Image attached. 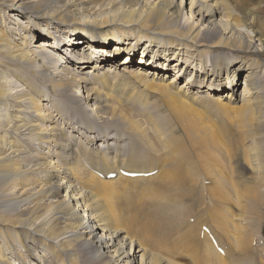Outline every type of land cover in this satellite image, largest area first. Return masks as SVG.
<instances>
[{"label":"bare ground","instance_id":"obj_1","mask_svg":"<svg viewBox=\"0 0 264 264\" xmlns=\"http://www.w3.org/2000/svg\"><path fill=\"white\" fill-rule=\"evenodd\" d=\"M250 1L254 0H0V15L19 10L33 28V43L27 45L25 31L17 39V33L0 22V107L6 108V114L10 111L6 123H0V242L10 243L8 254L18 255L17 264L32 260L35 264H227L206 242L205 234L200 236L197 213L205 193H186L197 185L193 182L197 168L202 172L198 177L214 181L207 187L219 207L225 202L238 209V215L222 220L233 229L232 246L238 247L240 264H253L249 261L259 246L264 260L260 230L249 228L252 219L264 218V155L257 145L253 160L242 151L250 174L244 177V189L231 193L218 169L223 157L230 159V145L190 105L209 100L235 126L241 128L243 122L245 129L264 133V121L257 116L264 112V25L256 10L245 6ZM260 3L264 11V0ZM49 25H63L66 33L73 29L71 36L77 37L57 38L49 34ZM105 42L114 43L111 52L99 48ZM55 51L64 64L49 60ZM59 51L67 52L65 60ZM89 63L93 73L85 76ZM167 66L173 71L170 78L156 70ZM8 69L15 80L25 82L21 92H9L12 82L4 77ZM241 71L244 87L238 92ZM182 73L187 78L180 85ZM57 97L70 101L69 115L76 123L61 121ZM43 101L50 102V108ZM154 102L175 117L179 126L175 141L148 128L158 133V143L152 142L134 111H129L134 104L136 113L146 115L150 111L146 104ZM74 125L90 133L95 130L94 135L84 136L85 140L83 135H67V126ZM115 128L144 139L151 154L147 160L163 170L142 167L146 162L137 158L136 149L125 150L126 162H122L120 154L117 160L107 157L106 146H93L109 140L107 132ZM19 134L23 137L17 140ZM79 140L76 146H81L78 150L85 154L89 168L73 150ZM31 143L52 152L29 158L28 165L22 145ZM187 145L192 149L191 162L185 159ZM120 168L150 174L135 178L118 174L111 180L93 174ZM117 183L139 193L140 202L130 199L136 211L129 208L128 198L122 197L128 193H121ZM197 201L195 209L192 204ZM125 202L128 207L118 209ZM146 207L160 214L169 236H154L150 226L155 228V215ZM212 215L222 213L213 210ZM222 238L229 244L223 233ZM196 242L198 255L203 252L201 244L208 246L206 258L195 253ZM162 248L165 252L159 253ZM5 253L0 252V264H15Z\"/></svg>","mask_w":264,"mask_h":264},{"label":"rangeland","instance_id":"obj_2","mask_svg":"<svg viewBox=\"0 0 264 264\" xmlns=\"http://www.w3.org/2000/svg\"><path fill=\"white\" fill-rule=\"evenodd\" d=\"M25 1L26 0H23V2H25ZM260 1L261 0L250 1V2H247V5H245V6H247L248 8H254L256 10L257 14L261 17V22L264 25V11H261V8H263V7H260L263 4L260 3ZM55 4H57V3H55ZM238 8H240V7H238ZM3 13H4L3 15H0V22L3 23V24L5 23V25H7V28H9V29L11 28V30L13 29V31H15L17 33L15 35V37L17 39H19L20 36H22L21 35L22 32L25 31L24 34H27V45L33 43V42H31L32 38L30 37L32 35V29L33 28L30 27V25L28 24L29 23L28 20L26 18H23L22 13L19 10L14 11V12L13 11H11V12L3 11ZM15 19H17V20H15ZM49 28L52 31L51 33L49 31V34H51V35L54 34V35L57 36V38H58V36H62V35H65L67 37V39H71V38H76L77 37L76 35L74 37L71 36V35H73V32H74L73 29H69L70 32H68V31H67V33L64 32L63 31L64 30V26L63 25L60 28H57V27L56 28H52V26L49 25ZM240 29L243 30V32L246 31L245 28H240ZM249 29H247L248 30L247 33L250 34L251 37H253L254 33H251V31H249ZM26 30L27 31L29 30L28 31L29 33L26 32ZM66 34H69V35H66ZM255 39L257 40V37H255ZM23 42H25V40ZM259 42H260L259 40L255 41L256 44H258ZM22 45H24V43ZM111 45H114V43L113 42H105V43L100 44L99 48H103L106 52H111L113 50ZM59 53L61 55V59L64 58L65 53L62 52V51H59ZM57 55H58L57 51L53 52L51 54L49 60H51L53 62H56L57 65H59L60 63L64 64L65 62H59L58 61ZM65 58H64V60H65ZM53 62H52V64H53ZM99 62L100 61L93 62V63H97L98 64ZM93 63H91V64L89 63L88 65H86V68H85V70L83 72V75L88 76V73L89 74L93 73V69H92V64ZM135 67H138V65L136 66V63H135ZM133 68H134V65H133ZM117 70L120 71L119 69H117ZM166 73H167V75H169V76L171 75L172 76V73H173L172 69H171V71L165 72L164 74H166ZM243 74H244V71H241V74H240L241 77H239V81L241 82V85L239 86L238 92H241L242 88L244 87V85H243V82H244ZM108 75L110 77H113L112 73H108ZM4 77H5V80L9 79L12 82L11 86H8L11 89H13V91H9L11 93L12 92H14V93L21 92V89H24V87H26L25 82L23 84H21L20 80L19 81L15 80V76L13 75V70L12 69H8L7 75H4ZM184 77L185 76H182L181 77L182 79L180 81H178V83H181V81H183L182 83L185 84V80H186L187 77H185V80H184ZM169 78H167V79H169ZM261 84H263V86H264V79H263ZM227 89H229V88H227ZM44 90L47 93L51 92L49 88L48 89L44 88ZM58 98L59 97H57V99ZM57 99L55 100L56 103L62 108V110L60 111V114H58V115H60L59 118L61 119V121L63 120L64 122L76 123V121H74L75 119H73V116H71V118H70V115H69V113L71 111V109H70L71 108L70 101L65 100V99H58V100ZM51 101H52V99H51ZM147 101L149 102L150 100H147ZM43 104H47V106L50 108V106H49L50 102L48 103L47 101H45V102L43 101ZM123 105H125L124 102L122 104H120V106H123ZM190 105L192 107L197 108V110L200 112V114H202L207 119V121L212 125V127L217 131V133L219 134V137L221 139L224 138L227 141V142H223V143L224 144L227 143L228 145H230L229 148H230V151H231V157H230V159L223 157L222 161L220 163H218V169L223 171V174H224V177H225V181H226V183H228V187H229L231 193H235V195H237L239 190L244 189V182H245L244 180L246 179L244 177H247V175L250 174L248 162L246 161V159L244 157H242L243 156L242 155V151H245L246 153H248V158L250 160H253L255 158V154L257 153L256 150H255L256 145H257L258 146V151L259 150L261 151L260 152L261 156L264 155V133L263 132H258L257 133L253 129H250V130H248L247 128L245 129V126H244L245 123H243V122H242L241 128L238 127V126H235L233 123H230V118L231 117L230 116L228 117L226 114H224V112L222 111V109L219 107L218 104H214L212 102H209V100L206 101V102L190 103ZM26 106H28V104H26ZM127 106H129V105L127 104ZM146 106L148 107V110H150V111H148V113L146 115L141 113V112H137L136 113L137 105H134V104H131L132 109L129 110V111L131 113H132V111H134L135 116L140 120V122L142 123V126L147 129V131L149 133L148 136H147L148 139L149 140L152 139V142L158 143L157 135L159 133V135H162L165 139L175 141V139L178 138V134L177 133L179 132V126H176V124L174 123L175 122V117H173L171 112L166 110L165 107H162L163 105L161 103H158V102H154V104L147 103ZM229 106H236V104H230ZM159 107H161V109ZM8 109H10V108L7 107V110ZM51 112H52L53 116H55L56 113H57V111H54V108L51 110ZM151 114H153V115H151ZM8 115H10V111H9V114H6V108H4V106L0 107V123L1 124H5L6 123V116H7V119H8L9 118ZM25 115L28 118H30L29 117L30 115L28 113H25ZM246 116H248V115H246ZM257 116H258L259 119L264 121V112L261 113V114H258ZM32 117L35 118L34 116H31V118ZM215 117L217 119H215ZM95 120H98V119H96V117H95ZM77 126L78 125H74V127H75V128H73L74 131H73V129H71L70 126H67L66 131H65L66 134L67 135H70V134L77 135V136H80V137L83 135L82 139H84V140H85V137L88 136L89 134L94 135V131L95 130L92 132L91 131L92 129H91L90 130L91 133H90L89 130L87 131L86 129L80 128L79 126L77 128ZM148 128H156V130H158V133L155 134V133L152 132V130H148ZM115 129H113V130L111 129L110 133L107 132V135L111 134L110 137H109L110 138L109 140H107L106 142L102 141V140H99L93 146H104V147L106 146V148H108V150H109V151L106 152L107 153L106 156L109 157L110 159L112 157L114 158V159L112 158L111 160H117L118 157L122 156V158H123L122 160H124L122 162H126V159L124 157H125V152L127 151L128 148L136 149L137 150V158H139V159L141 158L144 162H146V164L142 165V167H149L154 172H159V171L163 170V169L159 168L158 166H156V164H154L151 161L147 160L148 158L151 157V154L149 153V151H150L149 147H147V146H145L143 144V143H145L144 139H141V138L136 137V136L134 137V135L128 134V133L124 132L120 128H115ZM107 130H110V129H107ZM6 131H7L8 134H10L9 132L11 131V128H7ZM76 132H77V134H76ZM21 135L22 134L17 135L16 139L19 140L21 137H23V135L22 136ZM26 136L24 138H26ZM116 142L119 143V144H117ZM114 143H116V144H114ZM78 144H81V140L76 141L73 144V150L75 152L77 151V158H79L81 160L83 165H87L86 167L89 168V164L87 163V161L85 159V154H83L81 151L78 150L79 148H81V146H79V147L76 146ZM235 144H241V146L238 147ZM115 145L117 147H115ZM119 145L122 148L123 147L124 148L120 149ZM30 148H31V150H30ZM51 149L49 150L48 148H45V145H44V147H41L39 144L37 145L36 143H33V144L31 143V144H29V146H27V145L25 146L24 144L22 145L23 155L25 156L27 162L29 161V158L32 159V157H33L32 160H35L37 154H40L43 151H44L45 154L46 153L48 154V153L52 152ZM237 149H238V151H237ZM190 154H192V149H191V146L187 145V153H186L185 159L188 160L189 162H191V160L189 158ZM115 157H117V158L115 159ZM116 163L118 164L117 161H116ZM28 165H31V164L28 162ZM197 169H198V175H200V174L202 175V172L200 171L201 168H197ZM241 173L243 174V176H242ZM198 175H197V179H195L193 181V182H197V185L193 186L192 189H188L186 191V193H196V195L198 193H200L201 191H202L201 193H209L207 185H208V183L210 184V183H212L214 181L203 180V176H199L198 177ZM208 175L209 174H207L205 176H208ZM117 184L122 187L121 193H128V195L122 194V197L123 198H128V206H129V208H131V210H133V211L134 210L136 211V209L130 204V199L134 200L136 202H140V198L138 196L139 193H130V192H132V189L130 190V188L128 186H123L120 183H117ZM204 189H206V191ZM258 189L260 190V188H258ZM262 191L264 193V187L261 190V192ZM191 203H193V199L191 200ZM123 204H124V201H123ZM198 205H199V201H197L196 205L192 204V206L195 209L198 208ZM200 205H201V209L197 213V219L199 220L200 224L202 225V222L204 221V218L207 219V220H210L208 215H206L203 212H205V210H207V209H211L213 206H217V205L220 206V203L216 199L215 200H210V199H206V198H201ZM229 205L233 206L235 209H234L233 213L228 211V215L229 216L238 215L239 212H238L237 207L234 206L233 204H229ZM128 206H126V202H125V205H119L118 209H123V208L128 207ZM146 208L150 209L155 215V222H156L155 228L149 225L151 227V229L153 230L154 236H157V235H159L160 237H165L166 235L169 236L168 231L165 229V227L161 223L160 214L158 212H155L150 207H146ZM262 217H263V214H262ZM222 218H221V220L219 222V225H220L221 229H219L218 227H216V228H217V232L220 234L221 239L223 241H225V239L222 238V233L225 236H227L229 241H230L229 244H228L229 245V250H228V253H227L228 258L225 259L226 263L227 264H240L242 262V260L238 256V254H239L238 247L232 246L233 229L231 227L225 226L223 224ZM262 221H263V219L262 220L252 219L251 222H250L249 228H252L253 225H254V226H256L257 229L260 230V223ZM197 224H198V222H197ZM239 226H241V225L239 224ZM263 232H264V226H263ZM2 235H4V234H2ZM206 242H207V240H206ZM0 244H1L0 245V252L2 254L4 252H7V253H5V256L7 258H11V259H8L9 262L15 260V264H17L20 261V259H17L18 257H16L18 255L12 256V254H10V255L8 254L9 249H8L7 246L8 245L10 246V243H1L0 242ZM193 246L195 247V253L197 254L196 250L199 247V242L194 243ZM17 247L19 248V246H17ZM17 247H15V248H17ZM164 252H165V250L163 248L161 250H159V253H164ZM198 256L202 257V255H198ZM249 262L253 263V264L264 263V260L262 258V253H261V246H259L257 254ZM29 264H35L34 260H32Z\"/></svg>","mask_w":264,"mask_h":264}]
</instances>
